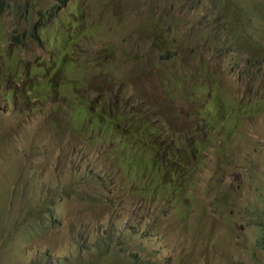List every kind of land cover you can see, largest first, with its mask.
Returning <instances> with one entry per match:
<instances>
[{"label":"rangeland","instance_id":"obj_1","mask_svg":"<svg viewBox=\"0 0 264 264\" xmlns=\"http://www.w3.org/2000/svg\"><path fill=\"white\" fill-rule=\"evenodd\" d=\"M7 2L0 264H264V0ZM150 146L167 208L124 181Z\"/></svg>","mask_w":264,"mask_h":264},{"label":"clouds","instance_id":"obj_2","mask_svg":"<svg viewBox=\"0 0 264 264\" xmlns=\"http://www.w3.org/2000/svg\"><path fill=\"white\" fill-rule=\"evenodd\" d=\"M48 29L47 25H39L35 31V38H38V32L41 31V34L46 33ZM21 47L19 45H13L12 47ZM150 135V142L151 144L155 142L156 133L149 132ZM146 149H139L135 150L136 154L139 156H144L145 158V164L137 166L135 168V180H132L129 176L126 174V170L128 169V160L119 161V165L116 168L123 171L126 174V179L124 181L128 182L130 186V193L135 195H142L144 197L149 198V202H146L145 200L142 201V204H153L157 206V209L159 208H167L169 206L174 205L177 203V194H172L170 192L171 189H174L177 191V193L181 192V189H185L186 185L183 183V180L179 179V175L181 173V167H183V164L180 162L183 160L181 157V151L176 150L172 146L167 147L164 151H161L159 147L157 146H150L149 152L151 155V161H146ZM127 153V150H126ZM187 155V154H186ZM180 160V161H179ZM177 162V163H176ZM178 164V165H176ZM159 170V175L157 177H150L151 176V170ZM150 172V173H149ZM162 174H164V181L161 185L162 180ZM122 181V182H124ZM138 185V186H136ZM140 185V187H139ZM168 187L166 190L167 192H170L167 195H163L164 192L162 191V187ZM148 188V194H145L144 188ZM136 189V190H135ZM174 198V199H172ZM139 202V201H138ZM167 203L168 205L163 203ZM137 203V202H136ZM140 203V202H139ZM133 211H136V209L133 207Z\"/></svg>","mask_w":264,"mask_h":264},{"label":"trees","instance_id":"obj_3","mask_svg":"<svg viewBox=\"0 0 264 264\" xmlns=\"http://www.w3.org/2000/svg\"><path fill=\"white\" fill-rule=\"evenodd\" d=\"M6 3H8L7 2V0H0V6H2L3 8H5L6 7ZM25 79V76L23 75V77H21L20 79H19V81H22V80H24ZM150 173V172H149ZM159 170H156V169H154V170H151V176L150 177H157L158 175H159ZM168 187H165V186H163L162 187V191L164 192V193H166V189H167ZM144 191H145V194H148V188L147 187H145L144 188ZM170 192H172V194H177V191L176 190H174V189H171L170 190ZM172 199H174V198H172ZM142 200H145L146 202H149L150 200H149V198L148 197H143L142 198ZM134 208L137 210L138 208H139V202H137V203H135L134 204ZM256 226H258L259 228H261L262 229V234H261V246H262V248L264 249V215H261V214H259V219H258V221H257V223H256Z\"/></svg>","mask_w":264,"mask_h":264}]
</instances>
